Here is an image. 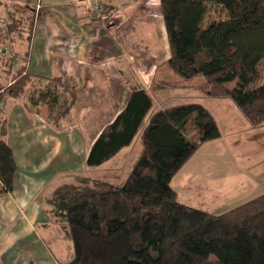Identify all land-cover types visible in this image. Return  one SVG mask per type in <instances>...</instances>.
Wrapping results in <instances>:
<instances>
[{"label": "trees", "instance_id": "obj_1", "mask_svg": "<svg viewBox=\"0 0 264 264\" xmlns=\"http://www.w3.org/2000/svg\"><path fill=\"white\" fill-rule=\"evenodd\" d=\"M160 2L170 70L184 79L203 75L209 95L231 98L252 125H263L264 84L254 83L263 78L264 0ZM210 3L221 8L223 18L206 20ZM11 4L6 16L12 23L6 31L0 29V43L18 39L30 43L37 15L26 6ZM111 13L103 5L97 22L106 21ZM0 58L8 70L12 68L2 53ZM29 58L27 47L14 83L0 87L5 91L0 105L4 96L24 93L35 105L39 95L58 104L60 91L66 90L59 86L64 85L62 78L33 77ZM29 80L32 89L25 87ZM168 81L174 86V80L160 81L154 93L169 90ZM146 118L141 152L120 184L84 178L53 191V213L74 246V256L66 264H264V194L217 214L180 201L172 186L202 144L221 136L217 120L204 105L157 107L147 90L131 87L125 107L94 141L87 165L100 166L129 146ZM8 134V120L0 110V193L13 190L18 169Z\"/></svg>", "mask_w": 264, "mask_h": 264}, {"label": "crops", "instance_id": "obj_2", "mask_svg": "<svg viewBox=\"0 0 264 264\" xmlns=\"http://www.w3.org/2000/svg\"><path fill=\"white\" fill-rule=\"evenodd\" d=\"M2 1L5 4L0 7L5 8V13L2 12L0 16L8 14L7 5L11 3L26 6L31 13L34 12L37 15L30 43L25 39L14 41L20 54H23L29 47L28 71L33 77L68 79L73 85H78V91L81 87L91 89L96 85H101L105 86L103 88H106V92L112 93L110 97L112 99L111 105L110 98L107 99L108 106H105V104L101 105L100 99L96 97L98 93L94 92L92 99H90V93L86 94L89 98L88 103H86V100L83 103L80 97L78 100L81 104H79L78 108H73L72 120L74 125L77 119L81 121L87 120V122L77 126L78 131L80 130L77 137H80L79 139H81L82 143L83 141L85 142V158L81 165L87 164L90 149L102 130L125 107L130 96L131 87L144 88L152 96H157L153 91L156 83L159 84L158 82L160 81L170 79L174 80L167 76L171 72L167 65L171 58V50L160 0H102L103 5L106 4L112 10L110 17L102 23H98L97 20L99 19L93 16L90 9V0H40L33 4L29 3L28 0ZM2 64L4 62L0 58V77L6 75L9 80L7 82L0 80V87L1 85H10L14 81L13 78L10 79L12 75H8L11 69L14 68L9 67L10 69L8 70ZM146 72L149 75L147 79L144 76ZM97 77L99 79L103 77V80H97ZM4 93L5 91L3 92L0 89V95ZM166 93L163 94V91L158 93L160 94L159 102L161 99L168 97ZM107 96H110V94H107ZM91 100L94 101L93 104ZM123 102L124 104H122ZM85 104H87V111H84ZM10 106L13 107L10 110L13 119H20L22 125H24V127H21L22 125L19 126L18 132H24L28 136L29 132L34 129L35 132L41 135L45 148L47 147L46 143L53 144L55 142L53 145H56L57 156L63 147L61 140L56 139L60 133L64 136L67 134L69 136L67 142H72L71 134L45 125V117L39 112L32 110L25 96H4L2 109L0 110L7 120ZM210 112L213 114L211 110ZM218 126L221 136L202 144L205 149L201 155L203 158H198L199 163L201 159H207L205 158L206 154L208 157L214 156V149L216 152L224 146L227 148L224 144L223 131L219 124ZM68 128L66 129L70 130L68 132L72 134L77 129L71 125ZM8 132V138L11 142L9 122ZM261 134L264 135V133ZM255 136H260V133ZM51 138L54 141L51 142ZM226 138L230 140L228 136ZM241 144L242 140L237 139L230 148L231 150L239 148L241 146L238 145ZM226 155L224 156L225 161L229 162L230 160L226 158ZM15 158L19 167L16 154ZM192 158L190 159L191 161L189 160L186 163L188 165L190 162L188 166L194 162ZM228 158L230 159V156ZM59 160L61 161V159ZM205 162L206 160L199 165L202 166ZM34 164L41 166V164L45 163L38 158L37 163ZM34 164L27 171L28 174L36 168ZM221 164H223V161L216 160L213 166L217 168L221 167ZM232 165L235 166L234 164ZM78 166L74 168L75 171H80ZM1 186L2 183L0 182ZM25 189H28V191ZM25 189L17 199L13 198L12 195L14 188L10 192L0 193V195H7L4 208L0 209V260H3L5 264H48L52 263V258H54L55 264H62L55 259V255L47 247L44 249L46 250L45 259L38 263L33 253L26 249L27 245L24 247L17 244V240L22 235H29L37 231L38 225H50V222H43V218L52 221V217H55L54 208L50 200L55 189L52 191L51 196L47 197L49 198V204L45 201L46 206L50 208L48 211V208L43 210V203L39 204L36 202V197L39 194L38 189L36 191H32L28 187ZM174 189L178 193L175 187ZM1 206L2 201H0ZM23 209L25 210L23 211ZM48 212L51 214V218ZM20 220L22 223L19 222ZM58 224L65 231L61 220ZM47 250L50 251V254L47 253ZM20 254L23 257H20ZM73 256L74 254L72 255L70 252L64 253V257H66L68 262L72 260ZM0 264L3 263L0 261Z\"/></svg>", "mask_w": 264, "mask_h": 264}, {"label": "rangeland", "instance_id": "obj_3", "mask_svg": "<svg viewBox=\"0 0 264 264\" xmlns=\"http://www.w3.org/2000/svg\"><path fill=\"white\" fill-rule=\"evenodd\" d=\"M37 1L40 0H28L31 4ZM2 12L5 13L4 7H0V14H2ZM223 16L224 12L220 7L214 6L212 3L209 4L206 15L207 21L220 20ZM0 17L7 18L6 15ZM11 43L14 46L15 52L20 56L21 54L18 48H16L17 44ZM2 65L5 66L4 64ZM262 70L263 78L254 83L255 86L264 84V63L262 64ZM11 71L8 75H12L10 79H15L17 73L15 69H11ZM144 76L145 79H147L149 77L148 72L144 73ZM167 76L168 78L171 77L174 79V86L168 81L169 90L166 89L163 91V94L168 91V93H166L168 97H165L159 102L160 94L154 96L155 105L165 108L183 103H200L208 107L215 115L223 131L225 137L224 144L227 146V148L224 146L221 150H217L216 152L214 149V156L211 155L208 157L206 154L205 158L207 159H201L200 161L201 163L206 160L202 166L199 165V159L203 158L201 155L204 153L205 146H202L201 149L199 148L200 150L198 149V152L196 151L197 159L194 154L195 156L193 158L191 157L194 159V162L190 164V166H188L190 162L188 165L185 164L173 178L172 184L178 190V199L187 205L218 214L226 212L231 208L264 194V135L261 134L264 133V124L260 126L252 125L243 111L236 106L237 104L231 98L209 95L207 90L210 89V85L206 82L203 75L184 79L178 77L175 73L172 74L171 71ZM96 79L103 80V77H101V79L97 77ZM0 80L7 82L9 77L7 78L6 75H3L0 77ZM170 81L172 80L170 79ZM62 82L64 85H58L65 86L66 90L62 89L60 91L61 96L58 104L52 97L46 96L40 98L39 95V98L37 97V99H40L39 103L35 105L30 101L29 95L23 94V96L27 98L28 104L32 110L39 112L45 117V125L50 126V128L53 127L58 131H65L71 134V143L67 142L69 139L67 134L64 136L60 133L56 137V139L61 140L63 143V147L60 153H58V156L56 155L57 151H55L57 150L56 145H53L55 142H53V144L46 143L47 147L45 148L41 135L35 132L34 129L29 132L28 136L24 134V132H18L22 122L20 119L14 120L10 112L13 107L10 106L8 108V112H10L8 115L11 138L10 143L19 161V167L14 179L15 187L12 192L13 198L17 199L26 187L30 188L32 191L38 189L39 194L36 197V202L39 204L43 203V210L48 208L45 203V201H47V203L49 202V198L47 197H50L52 191L59 185H62L63 182L80 183L84 178H90L92 180H105L115 185L120 184L128 176L134 161L141 152L140 135L148 119L146 118L134 141L129 146L123 148L113 158L96 167H91L87 164L81 165L85 158V142L83 141L82 143L81 139H79L80 137H77L78 133H80L77 126H79V124L81 125L83 122H87V120L81 121L77 119L74 125L72 120L73 108L76 109L79 107V104H81L78 100L80 97L83 103H85V100L87 101L86 103H88L89 98L86 94L90 93V99H92L94 92L98 93L96 97L100 99L101 105L105 104V106H108L107 99L112 96V93L109 91L106 92V88H103L105 86L101 85H96L91 89L81 87L78 91V85H73L70 80H64V78H62L61 83ZM33 84L31 80L26 81L25 87L32 89ZM54 84H56V81L50 82L49 85L53 87ZM36 86L40 87V84L36 83ZM162 89L164 88L162 87ZM71 90H74V93H72ZM107 94H110V96H107ZM110 100L111 105L112 99L110 98ZM91 103L93 104L94 101ZM122 104H124V102ZM86 105L87 104L84 105V111H87ZM1 107L2 105H0V109H2ZM70 125L77 128L73 134L68 132L70 131L68 130V126ZM21 127H24V125ZM259 133L260 136H255ZM227 136L230 140H227ZM74 139L75 141H73ZM237 139L242 140V144L238 145L241 147L231 150L230 147ZM52 141L54 140L51 138V142ZM39 144L41 145L39 146ZM225 154H227L226 158L230 160L229 162L225 161ZM228 156H230V159ZM38 158L45 164L36 166L34 163H37ZM59 159H61V161ZM216 160L223 161V164H221L222 168L213 166ZM33 164L36 168L28 174L27 171L32 168ZM77 166L80 171H75L74 168H77ZM239 168L240 170H238ZM25 190L28 191V189ZM6 196L7 195H0V201H2L0 209L4 208ZM49 209L50 208H48L47 211ZM24 210L25 209H23V211ZM49 217H52L51 214H49ZM19 222L22 223L21 220ZM43 222H50V225H38L37 231L29 235H22L17 240V244L24 247L27 245L26 249L33 253L38 263H41V261L45 259V247L55 255V259L59 260L62 264L67 263L68 261L66 257H64V253L70 252V254H74L72 240L66 236L62 226L58 224L60 220H58L56 216L52 217V221L43 218ZM49 250H47L48 254H50ZM19 256L23 257L21 254ZM0 261L5 264L3 260ZM48 264H55L54 258H52V263Z\"/></svg>", "mask_w": 264, "mask_h": 264}, {"label": "built area", "instance_id": "obj_4", "mask_svg": "<svg viewBox=\"0 0 264 264\" xmlns=\"http://www.w3.org/2000/svg\"><path fill=\"white\" fill-rule=\"evenodd\" d=\"M90 9L93 16L96 19H100L103 16V3L101 0H90ZM12 23L11 20L7 18L0 17V29L6 31L8 26ZM0 53H2L7 60L11 62L14 69L20 65V56L15 52L14 46L11 42H1L0 43Z\"/></svg>", "mask_w": 264, "mask_h": 264}]
</instances>
